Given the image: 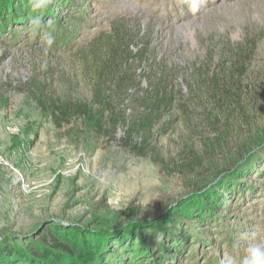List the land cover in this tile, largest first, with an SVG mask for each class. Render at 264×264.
<instances>
[{"label": "rangeland", "instance_id": "rangeland-1", "mask_svg": "<svg viewBox=\"0 0 264 264\" xmlns=\"http://www.w3.org/2000/svg\"><path fill=\"white\" fill-rule=\"evenodd\" d=\"M119 23L136 38L131 50L146 54L134 63L144 88L169 74L179 94H189L197 68L227 61L252 37L246 84L264 91V0H0V82L13 89L0 104V264H53L26 248L49 225L73 249L66 264H248L250 249L264 252V139L227 179L217 172L239 155L220 158L206 193L188 198L176 177L121 145L122 128L111 143L82 127L59 131L26 93L37 67H56L61 96L89 98L94 78L78 52ZM129 108L125 102L122 110ZM195 114L187 119L176 108L165 119L176 117L157 131L163 158L192 135ZM131 204L172 207L138 224L121 214Z\"/></svg>", "mask_w": 264, "mask_h": 264}, {"label": "trees", "instance_id": "trees-1", "mask_svg": "<svg viewBox=\"0 0 264 264\" xmlns=\"http://www.w3.org/2000/svg\"><path fill=\"white\" fill-rule=\"evenodd\" d=\"M10 19V23H14ZM135 41L127 26L119 23L109 34H100L78 52L85 71L94 78L89 98H77L70 92L61 96L54 86L58 75L56 67H37L31 81L24 84L25 91L36 109L51 119L59 131L82 127L93 137L111 143L122 128L121 145L126 150L137 158L149 160L161 175L176 177L185 197L199 199L208 188L207 173L218 171L220 158L225 161L239 155L240 160L217 172L216 179H227L238 168L237 164H248L262 145L260 141L264 136L260 138V135L264 133V125H260L259 119L264 114V91L253 92L245 76L255 58L258 42L247 38L227 52V61L214 67L209 62L197 68L189 94H179L169 74L147 79V87L141 86L134 63L145 60L146 54L131 50ZM59 77L71 87L73 81L67 71H61ZM12 91L11 86L0 82V104L9 99ZM201 92H204L202 98ZM125 102L130 107L127 112L122 110ZM193 102H196L194 110ZM176 108L187 119L199 114H195L192 135L180 142L176 155L163 158L157 136L175 124L176 117L165 119L171 118ZM246 158L251 159L244 161ZM252 164L256 168L255 160ZM168 206L134 207L131 204L121 214L143 224L158 220L170 211L172 204ZM52 228L51 225L42 230L38 228L36 239H31L26 248L40 261L46 258L53 264H66L67 256L74 257L73 249L56 228Z\"/></svg>", "mask_w": 264, "mask_h": 264}, {"label": "clouds", "instance_id": "clouds-1", "mask_svg": "<svg viewBox=\"0 0 264 264\" xmlns=\"http://www.w3.org/2000/svg\"><path fill=\"white\" fill-rule=\"evenodd\" d=\"M262 257H264V252H261L259 248H252L250 249L248 264H260Z\"/></svg>", "mask_w": 264, "mask_h": 264}]
</instances>
